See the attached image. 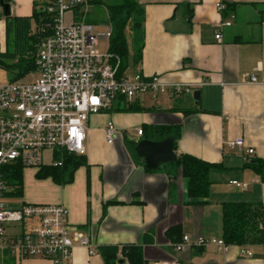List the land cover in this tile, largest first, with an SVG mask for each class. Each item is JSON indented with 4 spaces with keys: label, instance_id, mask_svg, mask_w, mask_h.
<instances>
[{
    "label": "crops",
    "instance_id": "crops-1",
    "mask_svg": "<svg viewBox=\"0 0 264 264\" xmlns=\"http://www.w3.org/2000/svg\"><path fill=\"white\" fill-rule=\"evenodd\" d=\"M50 0H9L12 16L30 17L34 5ZM224 1L231 11L221 14ZM144 10L141 33L129 47L126 75H159L168 85H191L192 96L156 100L139 95L120 101L109 113L92 116L87 126L86 165L72 182L28 179L16 204L63 205L70 224L89 237L96 251L77 246L71 264H105L102 247H140L146 264H264V243L230 246L227 254L216 247L177 246L187 236L223 239V205L247 203L263 209L264 181L229 146L238 138L255 151L251 160L264 161V0H139ZM39 6V7H40ZM0 5V45L5 47L6 22ZM223 20L232 25L220 30ZM222 34L217 40L216 35ZM252 74L257 83L249 82ZM160 97V96H159ZM187 112V113H186ZM109 122L118 128L113 145L105 138ZM181 127L177 155L188 154L217 165L211 170L210 196L192 203L187 182L174 165L148 172L129 148L155 127ZM138 129L144 134L139 136ZM133 133V134H132ZM255 179H261L254 183ZM249 184L247 191L231 182ZM26 191V192H25ZM175 229L174 233L169 234ZM19 227L9 226L13 235ZM252 252L240 257V250ZM6 259L9 261L7 262ZM0 264H51L42 258L16 260L0 253ZM120 264V263H118ZM124 264H129L126 260Z\"/></svg>",
    "mask_w": 264,
    "mask_h": 264
},
{
    "label": "built area",
    "instance_id": "built-area-1",
    "mask_svg": "<svg viewBox=\"0 0 264 264\" xmlns=\"http://www.w3.org/2000/svg\"><path fill=\"white\" fill-rule=\"evenodd\" d=\"M97 1L50 0L44 8L50 21L40 33L51 32L40 39L34 54L37 78L27 80L29 74L8 84L0 82V253L19 261L42 258L51 264H71L77 246L87 248L90 255L96 251L86 233L70 224L65 206L9 204L13 198L7 196L10 189L3 172L7 165L21 163L25 169L37 170L60 167L66 155H85L92 116L112 112L118 102H132L142 94L176 99L197 91L191 85H168L159 75L119 77L120 59L109 52L111 24L98 25L86 19L85 9ZM217 9L224 14L225 2H218ZM231 25L230 20H223L219 28ZM216 39H222L220 32ZM102 40L108 43L107 53L99 50ZM249 82H258L255 74ZM118 132L113 122L107 124L105 138L109 145L115 143ZM137 134L142 136L143 129ZM229 146L247 163L255 156L243 138L231 141ZM45 154H50V164L44 163ZM231 184L244 191L249 188L247 183ZM9 226L19 227V232L9 235ZM186 246H212L222 254H227L230 247L216 237L192 241L184 236L176 248L182 251ZM240 257L251 258L252 252L242 248Z\"/></svg>",
    "mask_w": 264,
    "mask_h": 264
},
{
    "label": "trees",
    "instance_id": "trees-1",
    "mask_svg": "<svg viewBox=\"0 0 264 264\" xmlns=\"http://www.w3.org/2000/svg\"><path fill=\"white\" fill-rule=\"evenodd\" d=\"M5 2L8 3L9 0H5ZM46 4L43 6L35 4L33 14L30 17L11 16L5 19L6 41L3 49L0 45V68L13 73L15 75L14 80L22 79L36 71L34 54L37 50V45L40 39L51 32L46 30V34L40 33V30L50 21L49 15L44 11ZM107 9L108 20L104 23L111 24L113 30L109 52L120 59L119 77H123L129 68L130 56L126 35L127 27L133 19L135 32L140 34L144 20V10L139 4V0H119L117 4H111ZM229 11H231V7L226 6L224 15L229 13ZM87 21L89 22V20ZM181 134L180 126L155 127L150 132V135H147L146 139L162 141L172 138L177 148ZM136 145L137 143L131 142L129 148L137 158L143 161L135 153ZM177 156L176 162L169 165L176 166L180 170L181 176L186 180L189 200L195 204L204 202L210 196L211 170L217 165L188 154ZM85 165L84 156L66 155L63 158L62 166H43L37 170L36 178L38 180L52 179L57 185H65L72 182L75 172ZM248 167L260 175L264 181V161L253 160L248 164ZM146 170L153 172L147 168ZM24 171L25 168L21 163L10 164L3 169L5 182L10 189L7 193L8 197L13 199L23 198ZM174 231L175 229L170 231L169 234H173ZM223 239L229 246L249 247L263 244L262 207L247 203L224 204ZM119 252L117 247H102L99 250L105 264H118L120 261L124 262L126 260L129 264H146L140 247H124L121 250L123 257L121 259L118 256ZM8 260L6 259L7 262H9Z\"/></svg>",
    "mask_w": 264,
    "mask_h": 264
},
{
    "label": "rangeland",
    "instance_id": "rangeland-1",
    "mask_svg": "<svg viewBox=\"0 0 264 264\" xmlns=\"http://www.w3.org/2000/svg\"><path fill=\"white\" fill-rule=\"evenodd\" d=\"M119 2V0H102V1H98L96 3H94L92 6H90L89 8L85 9L86 12V19L89 20V22H92L94 24H104L105 21L108 20V6L111 4H117ZM100 32H104V29H100ZM135 29H134V22L133 19L130 21L128 27H127V40H128V44L130 45V48L133 47L134 45V37H135ZM99 50L102 53H107L108 51V43L106 40H102L100 42V46H99ZM15 75L3 68H0V82L2 84H8L10 82H12L14 80ZM37 78V74H31L29 77L27 76V80L30 79H36ZM147 98H153L152 94H145ZM158 99L163 100L165 99V97L160 96L158 97ZM156 100V99H155ZM133 134V133H132ZM44 163L45 164H50L51 160H50V154H45L44 157ZM37 173V169H25L24 171V185H25V190L27 189V191L31 190L30 185L28 186V179L30 177H34L35 174ZM32 191V190H31ZM26 192V191H25ZM22 199H11L8 203L9 204H17L21 201Z\"/></svg>",
    "mask_w": 264,
    "mask_h": 264
},
{
    "label": "water",
    "instance_id": "water-1",
    "mask_svg": "<svg viewBox=\"0 0 264 264\" xmlns=\"http://www.w3.org/2000/svg\"><path fill=\"white\" fill-rule=\"evenodd\" d=\"M0 5L3 9L4 17H11V6L6 3L5 0H0ZM193 98L196 101H200V91H196ZM133 142L137 143L134 149L135 153L138 157L143 159L145 167L149 170L156 171L164 165L176 162L178 158L175 141L172 138H167L162 141L144 139L141 141L135 140ZM123 263V261H120V264Z\"/></svg>",
    "mask_w": 264,
    "mask_h": 264
}]
</instances>
